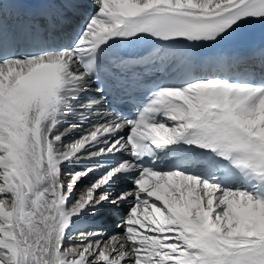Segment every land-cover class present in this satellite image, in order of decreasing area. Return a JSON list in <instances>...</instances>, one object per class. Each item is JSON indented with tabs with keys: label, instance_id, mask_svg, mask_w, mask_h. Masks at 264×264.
<instances>
[{
	"label": "snow or ice",
	"instance_id": "obj_1",
	"mask_svg": "<svg viewBox=\"0 0 264 264\" xmlns=\"http://www.w3.org/2000/svg\"><path fill=\"white\" fill-rule=\"evenodd\" d=\"M0 264H264V0H0Z\"/></svg>",
	"mask_w": 264,
	"mask_h": 264
},
{
	"label": "bare ground",
	"instance_id": "obj_2",
	"mask_svg": "<svg viewBox=\"0 0 264 264\" xmlns=\"http://www.w3.org/2000/svg\"><path fill=\"white\" fill-rule=\"evenodd\" d=\"M85 127H87V125H85ZM75 138H77L76 135H70L68 137V139L65 140V143H70L72 142V140H74ZM80 167H77L76 170H79ZM68 179H70V170H66L65 172V180L67 181ZM87 181H81L80 185L77 187L76 192L74 193L73 196V202L74 200L81 194L80 189L84 186V184H86ZM128 187H130V185H127ZM71 204H69L70 206ZM127 211V205H123L120 209L119 214H115L116 216H112V215H108L107 217V221H112V220H116L115 224L113 225L112 223L109 224L108 228L105 230L103 228H101V230L103 231V236H95L91 234V230L88 231V233H86L88 239L81 241V237H77L71 234V232L69 233V237L65 242V247H70V248H75L77 251L80 250V248L84 245H86L87 243L91 242H95L97 239L103 240V241H108L109 238H115V239H119V236L123 235L124 229L122 227H120V217L122 215L125 214V212ZM81 236V235H79ZM110 247L112 245H109ZM116 247L119 246V244L117 243L115 245Z\"/></svg>",
	"mask_w": 264,
	"mask_h": 264
},
{
	"label": "rangeland",
	"instance_id": "obj_3",
	"mask_svg": "<svg viewBox=\"0 0 264 264\" xmlns=\"http://www.w3.org/2000/svg\"><path fill=\"white\" fill-rule=\"evenodd\" d=\"M106 218H107V217H106ZM115 221H116V220H115ZM114 224H115V222H114ZM114 224H113V225H114ZM72 235H73V234H72ZM73 236H74V238H75V235H73ZM78 236H79V235H78ZM76 238H77V237H76ZM99 240H100V239H99ZM87 244H88V243H87ZM87 244H86V245H87Z\"/></svg>",
	"mask_w": 264,
	"mask_h": 264
}]
</instances>
